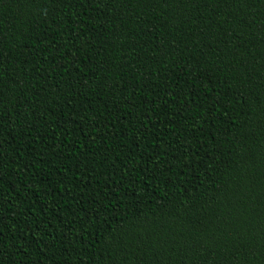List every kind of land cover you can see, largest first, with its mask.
Instances as JSON below:
<instances>
[{
    "label": "trees",
    "instance_id": "obj_1",
    "mask_svg": "<svg viewBox=\"0 0 264 264\" xmlns=\"http://www.w3.org/2000/svg\"><path fill=\"white\" fill-rule=\"evenodd\" d=\"M0 264H264V0H0Z\"/></svg>",
    "mask_w": 264,
    "mask_h": 264
}]
</instances>
